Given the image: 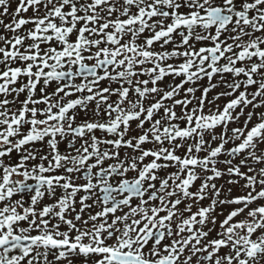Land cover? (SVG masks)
Masks as SVG:
<instances>
[{"label":"snow or ice","instance_id":"1","mask_svg":"<svg viewBox=\"0 0 264 264\" xmlns=\"http://www.w3.org/2000/svg\"><path fill=\"white\" fill-rule=\"evenodd\" d=\"M0 264H264V0H0Z\"/></svg>","mask_w":264,"mask_h":264}]
</instances>
